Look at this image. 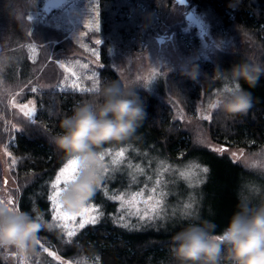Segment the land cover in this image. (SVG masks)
I'll return each mask as SVG.
<instances>
[{
    "label": "trees",
    "instance_id": "16d2710c",
    "mask_svg": "<svg viewBox=\"0 0 264 264\" xmlns=\"http://www.w3.org/2000/svg\"><path fill=\"white\" fill-rule=\"evenodd\" d=\"M44 1L0 0V46L16 42V46L20 48V51L17 50L20 57L3 75L11 80L15 77L21 80L28 76L30 86L35 83L32 79L35 67L44 60V55L45 59L47 58L45 47L51 46L52 50H56L61 45L53 42V34L63 39L65 44L70 42L66 33L59 27L28 19L27 14L33 10L42 9L44 12ZM173 1L99 0V29L94 34L100 41L98 87L108 79L122 82L113 66L112 51L130 56L140 50L147 32L158 20H164ZM189 3L207 17L210 30L216 37L240 36L237 29L244 26L248 30L254 53L264 60V0H188ZM185 22L187 23L186 19ZM175 27L179 30L177 24ZM33 41L42 43L37 44L41 51L35 61L30 60L25 49L26 43ZM178 41L179 46L185 50L183 41ZM66 52L64 49L63 54H53L48 58L49 62H45L41 76L49 75L53 78L56 77L57 71L62 75L55 60ZM195 65L203 70L209 77L208 80L218 78V68L211 61L198 59ZM185 71L180 68L170 72L164 84L167 92L182 104L186 113L195 115L194 111L204 84L201 80H192L183 75ZM244 87L253 96V107L246 115L226 119L218 111L211 110L209 118H203L201 122L209 137L223 148L240 146L254 152L264 145V77H261L255 87L249 88L247 84H244ZM133 90L138 94L147 113L136 134L141 136L143 141H153L171 160H182L188 156L196 147V141L189 129L174 117L169 105L160 95L141 87ZM94 92L95 90H63L42 85L35 92L23 96L35 99V115L15 117L19 126L10 129L14 142L9 144L8 150L15 159L14 172L18 179L16 207L30 212L38 220L53 224L51 230L41 229L37 234L38 241L61 256L81 263L92 261L94 264H174L169 249L171 237L177 231L188 223L208 221L214 223L215 230L219 232L228 223L240 200H250L251 194L244 189L245 181L248 176L253 177L260 172L234 160L227 153L209 151L211 174L207 184L208 206L201 210L199 218L176 220L141 229H136V226L125 227L118 222L114 198H101L97 202L102 212L98 222L85 225L83 229H78L74 236L67 238L62 226L53 219L49 197L50 183L68 158L55 148L51 139L61 131L59 123L63 116L71 114L78 101ZM8 135L9 133L2 142ZM123 142L104 144L101 148ZM251 201L257 202L253 198ZM37 244L38 254L28 257L31 264H62L49 252L40 250Z\"/></svg>",
    "mask_w": 264,
    "mask_h": 264
},
{
    "label": "rangeland",
    "instance_id": "374dc122",
    "mask_svg": "<svg viewBox=\"0 0 264 264\" xmlns=\"http://www.w3.org/2000/svg\"><path fill=\"white\" fill-rule=\"evenodd\" d=\"M98 3L99 0H66L62 5L59 3L56 8H51L48 14H45L42 9L33 10L27 14L28 19L59 27L70 40L65 44L63 39L53 34V42L61 45L56 50H52L51 46L45 47L47 58L45 59L44 55V60L35 67L32 77L35 83L33 82L32 86H30L31 81L27 79L28 76L21 79L24 82H19L21 80L18 77L11 80L3 75V72H7L8 68L14 65L20 57V54L17 53L20 48L17 47L16 42L0 46V195L7 196L15 206L18 179L14 172L15 159L8 150L9 144L14 142L10 129L19 126L15 117L25 116L21 110L23 105L34 107L36 112L35 99L33 97L23 98V96L33 92V88L37 90L42 85L63 90L77 89L69 86L72 82L78 83L83 89H97L100 49L99 43H96L99 38L94 34L97 31V23L99 25ZM190 9L195 10L196 15L202 18L201 26L185 22L186 13ZM175 24L179 26V30ZM178 39L183 41L185 50L179 46ZM143 42L142 48L130 56L112 51L114 54L113 66L117 74L122 83L132 89L141 87L160 95L163 101L169 105L174 117L193 134L196 147L182 160H171L160 151L153 141H143L141 136L136 134L127 142L98 149L99 154H104L102 163L108 171L105 172L104 168L102 169L103 179L96 188L95 194L84 203L83 207L89 211L85 212L83 216L76 215L75 219L57 220L64 229L67 238H70L67 236L68 231L76 232L80 229L78 225L81 219L89 215H97L91 211V208L99 210L97 202L101 198L106 200L123 196V200H114L117 206L118 222L125 227L136 226V229H141L150 225H164L187 218L197 219L201 210L208 206L206 203L207 184L211 174L209 151L217 150L220 153H227L234 160L242 163H244V156L252 153L240 146L223 148L221 144L214 142L209 137L201 122L204 117L209 116L212 110L209 107L212 99L220 91L236 87L234 81L227 77L221 79L219 76L216 80H208L209 77L199 68L200 76L196 81L201 80L204 87L194 111L195 115L187 114L182 104L167 92L164 84V80L170 72L180 68L188 70L198 59L211 61L218 69H228L233 63L240 60L244 51L254 52L251 40L249 39L248 44L242 48L240 36L225 38L214 36L210 30V23L203 13L198 12L190 3L174 0L167 16L164 20H158L151 27ZM37 44L42 43L33 41V43H26L25 46L27 56L32 61L38 59L41 51ZM64 49L67 51L64 53L65 55H60L55 60L62 75H59L57 71V73L55 72L56 77L51 78L49 75L42 77L41 73L44 72L42 70L45 62H49L48 58L50 59L53 54H63ZM240 84L244 87L243 81ZM35 112L32 116L35 115ZM7 133H9L7 139L2 142ZM121 149L124 150L123 157H116V153ZM114 159H116V163H113ZM67 161L68 159L65 163ZM64 164L57 170L50 183V196L54 191L52 184L55 177ZM205 168L207 172L203 171ZM60 187H64L63 182ZM244 189L251 194L250 200L253 198L258 202L260 198L264 197V173L260 172L253 177L248 176ZM136 193L142 195L137 197L136 203H129ZM149 197H152V201L150 204H145L144 201H147ZM58 201L61 204L60 212L76 213L81 211L78 208L69 210L60 202L59 198ZM156 201H159L158 205H156ZM152 205L156 206V213L151 211ZM136 209L140 210V216L148 211L153 218L140 219V216L135 214ZM101 215L102 212L99 210V217ZM37 245L40 250L47 249L46 252L55 253V255H51L55 259L59 257L57 260L62 264H94L92 261L81 263L63 257L40 241ZM17 264L31 263L27 258L26 261L17 260Z\"/></svg>",
    "mask_w": 264,
    "mask_h": 264
},
{
    "label": "clouds",
    "instance_id": "9594fccd",
    "mask_svg": "<svg viewBox=\"0 0 264 264\" xmlns=\"http://www.w3.org/2000/svg\"><path fill=\"white\" fill-rule=\"evenodd\" d=\"M241 46L249 42L244 26L238 27ZM219 78L227 77L236 87L220 91L211 101V109L226 119L246 115L253 107L249 88L264 77V60L253 51H244L228 69H217ZM192 80L200 76L198 65L182 73ZM138 94L120 80L108 79L90 96L78 101L71 114L60 120L61 129L51 139L57 150L79 162L78 172L62 190L60 202L75 210L88 201L99 186L104 167L98 149L108 143L127 141L136 135L146 118ZM246 166L264 173V145L244 156ZM51 222L41 221L0 195V262L17 264L38 254L37 234L51 230ZM214 223L192 222L171 237L170 255L174 264H264V197L253 203L242 199L228 223L219 232Z\"/></svg>",
    "mask_w": 264,
    "mask_h": 264
},
{
    "label": "snow or ice",
    "instance_id": "6c2138e0",
    "mask_svg": "<svg viewBox=\"0 0 264 264\" xmlns=\"http://www.w3.org/2000/svg\"><path fill=\"white\" fill-rule=\"evenodd\" d=\"M98 23H97V30H98ZM96 43H100L99 40L96 41ZM73 75H75V73H73ZM70 87L73 88H77L80 91H92V90H96V89H83L80 88L79 84L76 82H72L70 85ZM230 88H227L225 90H228ZM33 92L36 91L35 88L32 89ZM30 104L32 102H29ZM209 107L211 108V104L209 105ZM21 110L24 112L25 116L31 117L33 115V113L35 112V108L34 107H29L28 105H23ZM205 119L209 118V117H204ZM124 155V150L121 149L118 153H116V157L122 158ZM233 155H236L235 153H233ZM99 158L101 159V161L104 160V154H100ZM116 159L113 160V163H116ZM78 168H79V162L75 159H68L67 163L64 164V166L59 170L58 174L55 177V181L52 184V188H53V193L52 195L49 197V199L52 202V210H53V219L54 220H61V219H75L76 215H81L83 216L85 212L89 211V209L84 208V204H82L78 209H81V211H78L76 213H67V212H60L59 209L61 207V204L58 201V198L60 197V194L63 190V188L71 181L75 178L77 172H78ZM104 171L107 172L108 169L106 167H103ZM204 172H207V169H203ZM61 182H63L64 187H60ZM140 195H142L141 193H136L134 194V196L132 197V201H130L129 203H136L137 202V197H139ZM114 199H118V200H123V196H118V197H113ZM152 201V197H149L147 201H144L145 204H150V202ZM9 202L11 203V199H9ZM159 204V201H156V205ZM92 212L97 213V215H89L84 219H81L79 222L78 227L80 229H83L85 227L86 224H96L98 222L99 219V210L92 207L91 208ZM151 211L153 213L157 212L156 206L152 205L151 206ZM135 214L140 216V210L136 209ZM158 214V213H157ZM152 219L153 216H151L149 214L148 211L144 212V215L140 216V219ZM121 220H123V217H121ZM75 235L74 231H68L67 232V236L68 237H72ZM38 243V242H37ZM45 251H47V249H45ZM52 255H55V253H51ZM57 259H59V257H57Z\"/></svg>",
    "mask_w": 264,
    "mask_h": 264
},
{
    "label": "water",
    "instance_id": "95a60500",
    "mask_svg": "<svg viewBox=\"0 0 264 264\" xmlns=\"http://www.w3.org/2000/svg\"><path fill=\"white\" fill-rule=\"evenodd\" d=\"M63 1V2H62ZM66 0H45L43 3V10L45 13L50 12L51 8H56L57 5L60 3L62 5V3H64ZM184 2V3H188V0H178V2ZM60 6V5H59ZM197 13L195 12V10L190 9L188 10V12L186 13V21L188 24L194 23L196 26H201L202 24V18L198 15H196Z\"/></svg>",
    "mask_w": 264,
    "mask_h": 264
}]
</instances>
